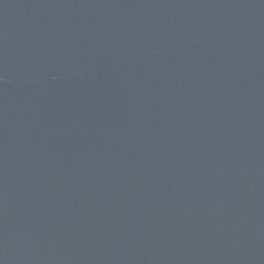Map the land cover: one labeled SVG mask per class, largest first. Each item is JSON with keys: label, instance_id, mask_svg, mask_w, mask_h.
I'll return each mask as SVG.
<instances>
[{"label": "water", "instance_id": "obj_1", "mask_svg": "<svg viewBox=\"0 0 264 264\" xmlns=\"http://www.w3.org/2000/svg\"><path fill=\"white\" fill-rule=\"evenodd\" d=\"M0 264H264V0H0Z\"/></svg>", "mask_w": 264, "mask_h": 264}]
</instances>
